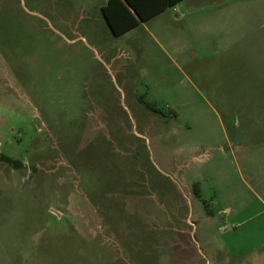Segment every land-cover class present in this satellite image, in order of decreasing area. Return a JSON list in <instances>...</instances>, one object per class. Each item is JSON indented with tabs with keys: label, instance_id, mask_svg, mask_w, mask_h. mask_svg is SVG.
Instances as JSON below:
<instances>
[{
	"label": "rangeland",
	"instance_id": "374dc122",
	"mask_svg": "<svg viewBox=\"0 0 264 264\" xmlns=\"http://www.w3.org/2000/svg\"><path fill=\"white\" fill-rule=\"evenodd\" d=\"M82 5L0 0V264H264V0L187 46Z\"/></svg>",
	"mask_w": 264,
	"mask_h": 264
},
{
	"label": "crops",
	"instance_id": "0c3cea01",
	"mask_svg": "<svg viewBox=\"0 0 264 264\" xmlns=\"http://www.w3.org/2000/svg\"><path fill=\"white\" fill-rule=\"evenodd\" d=\"M106 1L80 0L83 4L82 7L87 5L86 8L98 13L107 25L101 11ZM249 10L251 8L250 5H247V0H180L147 20L140 21L135 27L116 37L129 35L140 28L149 33L154 39L159 38V41L170 46L180 44L187 46L188 43L178 41L181 38L190 40L196 37L204 38L207 35L213 38L219 33L232 32L235 28V18L243 17L244 12ZM251 15H254V13ZM255 15H260V13H255ZM241 21L244 23L243 20ZM198 194L199 187L197 186ZM258 199L260 200L259 196Z\"/></svg>",
	"mask_w": 264,
	"mask_h": 264
},
{
	"label": "trees",
	"instance_id": "16d2710c",
	"mask_svg": "<svg viewBox=\"0 0 264 264\" xmlns=\"http://www.w3.org/2000/svg\"><path fill=\"white\" fill-rule=\"evenodd\" d=\"M178 1L180 0H107L101 11L111 33L118 36ZM0 159L13 166L21 164L20 160L3 154ZM191 188L197 194L196 184Z\"/></svg>",
	"mask_w": 264,
	"mask_h": 264
}]
</instances>
